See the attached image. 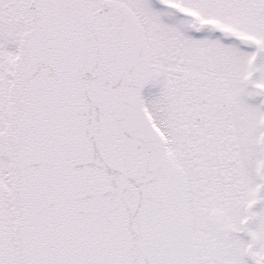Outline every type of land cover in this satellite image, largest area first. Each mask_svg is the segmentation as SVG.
<instances>
[{
  "label": "snow or ice",
  "instance_id": "6c2138e0",
  "mask_svg": "<svg viewBox=\"0 0 264 264\" xmlns=\"http://www.w3.org/2000/svg\"><path fill=\"white\" fill-rule=\"evenodd\" d=\"M0 264H264V0H0Z\"/></svg>",
  "mask_w": 264,
  "mask_h": 264
}]
</instances>
